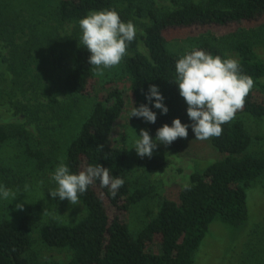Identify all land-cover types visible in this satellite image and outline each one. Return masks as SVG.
Here are the masks:
<instances>
[{"label":"trees","instance_id":"1","mask_svg":"<svg viewBox=\"0 0 264 264\" xmlns=\"http://www.w3.org/2000/svg\"><path fill=\"white\" fill-rule=\"evenodd\" d=\"M117 1L19 0L15 6L17 11L14 9L16 13L10 19L7 12L11 4L0 2V41L5 42L6 49L12 48L9 54L0 52V153L16 148L20 151L17 155L24 157V161L15 159V155L1 157L0 171L6 182L16 169L19 175H14L13 181L17 184L30 176L45 180L46 174L41 175L38 170L49 163V153L53 152L72 173L101 164L109 168L110 176L124 180L115 198L97 180L114 208L113 214L105 199L90 185L79 197L86 210L81 219L41 225L40 237L45 244L74 251L68 262L59 264H194V253L215 220L233 230L247 225V187L264 175V152L252 151L253 135L245 121V115L264 119L261 51L264 23L238 27L221 37L202 34L196 48L186 50L175 48L164 31L257 21L264 16V0H169L171 7L148 8L143 14L147 20L142 23V33L137 31L135 40L128 46L132 53L123 60V75L129 82L127 90L111 78L107 93L94 100L86 115H81L79 98L90 92L89 84L95 75L89 63L91 53L79 44L82 36L79 20L93 10L115 9L124 22H133L130 10ZM44 2L49 3L45 9ZM52 20L59 23L55 28L50 27ZM68 23L74 24L71 31L66 28L65 38L59 27ZM18 39L23 43L21 46ZM67 39L69 49L64 47ZM141 42L142 51L139 50ZM193 49L236 59L242 73L254 79L255 86L243 110L222 125L223 132L218 138H210L222 157L202 171L193 172L189 183L181 187L178 200L162 197L156 212L149 219L140 220L142 223L137 229H132L120 213L140 205L151 190L146 186H130V148L111 143L116 123L130 99L131 110L148 104L156 112L155 123L131 117L153 139L160 127L166 123L171 125L175 118L189 125L188 136L194 133L187 104L179 94L178 84L171 81L176 78V61ZM151 84L159 86L163 103L169 109L167 114L154 107L155 98L151 103L147 100ZM185 143V138H178L166 146L181 151ZM20 162L25 167H20ZM137 164L147 170L158 169L166 164V159L159 154L150 158L138 156ZM31 168L36 171L31 173ZM39 183L38 188L46 185V181ZM35 224L36 218L30 213H24L14 223L0 217V264H32L27 253L32 247L31 231ZM156 235L161 237L159 253L150 248Z\"/></svg>","mask_w":264,"mask_h":264},{"label":"rangeland","instance_id":"2","mask_svg":"<svg viewBox=\"0 0 264 264\" xmlns=\"http://www.w3.org/2000/svg\"><path fill=\"white\" fill-rule=\"evenodd\" d=\"M6 1L11 4V7L9 8V14L7 12L9 17L6 15L5 17L10 19V17L12 18L16 13L14 9H16L15 6L19 3V0H0V2ZM117 2L121 7H126L127 10H130L129 12L132 13L136 30L141 33L143 30L142 23L147 20L143 14H146L149 10L148 8L152 6L158 8L172 6L169 0H118ZM145 3H147V5ZM48 4V2L42 3L43 9H45V6ZM140 6L144 8L140 9ZM261 23H264V16L257 21H245L224 26L195 25L168 28L164 31V34L168 40L174 42L173 46L175 48L186 50L190 47L197 46L200 43L199 38L202 34L221 37L230 34L238 27L250 28L251 26H256ZM58 24V21L52 20L50 27L53 26L55 28ZM73 24L74 23H68L60 26L61 35L65 37L66 28L71 31L73 29ZM79 32L82 34L80 27ZM20 40L21 39H18L17 42ZM65 42L66 46L64 47L69 49V40ZM18 44L21 46L23 43L19 42ZM11 49V46L6 49L5 42L0 41L1 53L4 55L9 54V50ZM139 50H144L142 42L139 45ZM261 51L263 52L262 57L264 58V49ZM131 53L132 52L128 50V55ZM123 60L116 67L104 69V75L102 77L95 76L94 79L91 80L88 88L90 92L79 98L81 115H86L88 110L92 107L94 100L107 93L109 87L112 85L109 84L110 80H115L118 86L127 90L129 82L128 78L123 75ZM93 82L94 88L92 89ZM127 102L128 106L126 110L116 123L111 143H121L130 148V158L128 160L130 186L134 188L146 186V188L151 190L150 194L140 201L142 202L140 205L130 208L129 211L120 213L121 218L130 223L132 229H137L142 223L140 220L149 219V217L156 212L158 202H160L162 197L178 200L179 191L181 187L189 183L191 174L195 171H202L206 166L220 159L222 153L212 145L210 139L197 140L195 139V134L192 133L186 138L185 146L181 151L171 149L163 143L158 142L157 148L154 149L153 154L162 155L166 159V164L162 167L147 170L138 166V154L135 148H132L133 140L138 138L140 130L144 128H140L133 123L131 118L132 104L130 99ZM245 121L247 128L253 135L254 142L252 151L263 153L264 119L245 115ZM62 147L63 146H61V153L63 151ZM15 149L9 152H1L0 158L6 157L7 159L10 158V155H15V159L24 161V157L17 155L20 151ZM49 154L51 158L49 163L44 168L38 170L39 174H46L44 175L45 180L30 176L26 179L27 183L25 180V182L19 181V184H17L13 181L14 175H19V173L15 172L16 169L9 177V181H11L6 182L3 181V172L0 171V186H5L18 193L14 201L11 198H0V217L8 219L13 223L24 215V213H30L36 218V224L31 231L32 247L27 253V257L32 264L41 262H50L54 264L68 262L72 258L74 251L70 248L51 247L45 244L40 237V227L43 223L51 221L73 223L81 219L86 213L85 207L81 201L79 205H71L67 199L60 200L59 197H51L49 191L55 188L56 184L50 177L61 160L56 159L53 152ZM57 154H59V150H57ZM59 157H61V154ZM20 167H25L23 166V162H20ZM26 169L28 170L30 168L27 167ZM85 169L86 168H83V170ZM35 171L31 168V173ZM32 178H35V180ZM40 181H46V185H42L38 188V186L41 185L39 183ZM25 185L29 186V191L27 193L23 192ZM92 185L96 192L101 194L105 199V204L110 214H113L114 208L105 198L106 195L99 188L97 181H94ZM42 187H44L43 191L41 190ZM49 197H51V199H49ZM21 202H24V208L23 210H18L16 204ZM247 202L249 208V221L247 225L241 229L233 230V228H229L220 221L215 220L211 223L207 235L194 253V264H264V175L251 186L247 187ZM45 209L46 212L43 214ZM160 243L161 237L160 235H156L150 248L159 253L161 250Z\"/></svg>","mask_w":264,"mask_h":264},{"label":"clouds","instance_id":"3","mask_svg":"<svg viewBox=\"0 0 264 264\" xmlns=\"http://www.w3.org/2000/svg\"><path fill=\"white\" fill-rule=\"evenodd\" d=\"M79 27L82 30L79 44L91 53L89 63L93 74L98 77L104 75V69L122 62L137 34L135 24L124 22L115 9L90 11L79 20ZM175 72L176 78L171 81L178 84L179 94L187 104V115L197 140L218 138L223 132L222 125L231 122L236 113L243 110L246 98L255 86L254 79L242 73L239 61L213 56L200 49H193L180 57L176 61ZM146 98L150 103L155 98L154 107L163 114L169 111L158 85L149 86ZM131 117L155 123L157 114L148 104H141L132 108ZM188 128L189 125L182 123L180 118H175L171 125L166 123L157 130L155 139L148 130L141 129L138 138L133 140L132 148L141 158H150L158 142L170 145L178 138L186 139ZM50 178L56 184L49 191L51 197L67 199L71 205L80 204V194L85 193L94 181L98 180L102 187L108 188L113 198L124 184L123 179L110 176L109 168L101 164L90 165L77 174L70 172L63 159ZM28 191L29 186L25 185L23 192ZM17 196V192L0 186V198L14 201ZM16 208L23 210L24 202L17 203ZM45 212L46 209L43 214Z\"/></svg>","mask_w":264,"mask_h":264}]
</instances>
